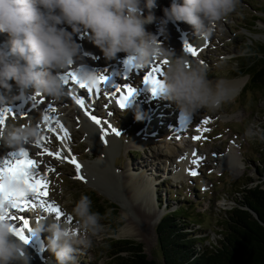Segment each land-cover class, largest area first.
Returning <instances> with one entry per match:
<instances>
[{
  "label": "rangeland",
  "instance_id": "374dc122",
  "mask_svg": "<svg viewBox=\"0 0 264 264\" xmlns=\"http://www.w3.org/2000/svg\"><path fill=\"white\" fill-rule=\"evenodd\" d=\"M162 1L163 3L158 4L156 0L157 7L153 9L155 16L159 10L163 13L165 7H170L171 0ZM180 2L182 3V0ZM149 25L145 26L147 31ZM155 26L151 28H154L153 33L156 34L158 27ZM167 28L172 29L179 37L181 30L191 32L194 37L187 35V38L194 43L196 42L193 39L201 38L194 28L186 23L177 22L176 27L170 22ZM68 30L71 31L70 28ZM2 34L9 41L8 35H0ZM183 34L185 36V33ZM77 42L82 45L85 59H90V55L83 48L84 38L78 37ZM171 44L184 51L185 42ZM206 47L207 50H204ZM196 49L198 54L195 57L185 51L189 55L186 59L190 63L203 62L207 65L211 82L240 78L247 79V82L242 92L218 109H202L191 121L183 125L181 123L182 126L176 121L181 112L175 102L166 99L164 95L153 99L151 92L147 90L149 86L145 85L142 79L144 71H150L154 65H159L165 72L162 61H156L149 67H133L126 75L123 71L124 64L120 63V59L116 60L117 84L132 85L138 92L127 109L119 107L116 102L119 96L110 97L111 85L108 88V85L97 84L100 89L97 97L70 81L68 86L72 92L89 103L87 110L102 122L110 121L115 129L121 132L119 136L114 135L119 145L116 141V145H107V142H102L100 135L87 139L89 128L78 122L79 119L74 115L77 111L72 106V115L70 114L66 121V128L71 137L65 148L57 133L52 130L57 118H50L48 122L44 120V113L51 111H46L49 109L46 104L47 97L42 94L31 96L22 102L0 105V108L9 107L13 110L8 114L4 126L13 122L25 124L34 120L40 124L39 143L26 147L33 152L29 158L38 162L33 170L37 178L42 177L49 184L48 201L61 210L58 222L65 226L68 224L73 229L77 228L72 209L81 195L91 198L93 211L106 214L101 221L104 225L103 231L91 237V247L78 246L74 254L75 264H108L116 257L112 246L116 241L141 244L149 259L162 263L157 226L165 214L178 211L181 207L187 214V219L182 222L183 229H187L188 233H197L200 239L208 240L200 243L212 248L210 243L217 244L222 239L221 225L227 212L233 210L242 200L243 190L262 182L258 169L261 165L260 151L264 143V88H252L250 75H243L241 72H245L244 65L247 63L244 56L264 49V0H239L236 11L221 21L212 35L205 40L204 49H200L198 45ZM121 55L125 56L123 53ZM255 55L257 58L263 56L259 53ZM91 70L99 75L95 67H91ZM104 75L112 78L109 71ZM11 83L13 91L9 95H15L18 90L14 81ZM92 98H95L97 109L92 108ZM21 113L25 116H21ZM155 114H158V120L159 117L163 119V125L159 122L154 124ZM205 120L210 123L204 124ZM174 121L178 125H175ZM197 124L208 131H197ZM149 126L154 133L151 134L152 139L146 142L144 137ZM249 129L254 135L247 134ZM195 136H200L201 139L195 140ZM69 148L79 162L84 164L80 174L86 178L85 181L75 178L78 173L74 165L63 159H56L54 155H47V151L67 155L66 150ZM1 150L3 156L8 157L7 151L2 148ZM229 152L232 154L223 161L218 159ZM100 155L109 163L102 165V170H97L96 173L90 166ZM38 159H41V162ZM234 161H237L238 165H235ZM52 168L55 169L54 172L50 171ZM193 171L197 175H192ZM129 172L133 175L144 173L149 179L154 194L152 204L147 205L144 196L134 197L128 191L127 185L132 176L127 175ZM26 199H31V195ZM33 203H36L37 207L28 205L27 208L32 209L30 211L38 216L37 219L49 220L47 207L39 206L36 201ZM8 212L9 219L17 229L23 227L21 217L27 218L29 226L34 228L31 215L26 216L23 204H18L15 209H8ZM12 216L16 219H11ZM51 216L56 218L54 212ZM156 218L159 220L156 221L157 225L153 226ZM126 226L132 229L136 238L117 237L119 230ZM24 234L30 238V243L25 244V248L31 257V264H56L54 255L47 250L45 236L33 237L26 229ZM196 246L200 247L201 244ZM121 255L124 256L125 253Z\"/></svg>",
  "mask_w": 264,
  "mask_h": 264
},
{
  "label": "clouds",
  "instance_id": "9594fccd",
  "mask_svg": "<svg viewBox=\"0 0 264 264\" xmlns=\"http://www.w3.org/2000/svg\"><path fill=\"white\" fill-rule=\"evenodd\" d=\"M238 4L239 0H171L158 18L153 13L156 0H0V33L8 35L10 45L0 46V105L40 94L60 103L66 96L61 78L65 72H75L81 82L94 85L97 74L77 66L85 63L82 45L77 42L80 37L99 48L107 61L118 60L121 53L137 68L169 61L163 95L175 102L182 117L191 118L202 109L214 111L228 102L229 96L219 84L213 86L207 65L177 57L145 26L156 24L160 35H165L170 22H182L208 39ZM13 81L18 92L9 95ZM247 134L254 135L251 129ZM40 138L39 123L0 126V147L9 152L24 150ZM30 194L22 175H0V264H31L25 244L15 235L17 226L4 211ZM72 215L77 221L75 229L58 222L32 229L33 237L45 230L49 233L47 250L56 264H75L78 246L91 247V237L104 228L101 221L106 214L93 211L87 195L75 202Z\"/></svg>",
  "mask_w": 264,
  "mask_h": 264
},
{
  "label": "trees",
  "instance_id": "16d2710c",
  "mask_svg": "<svg viewBox=\"0 0 264 264\" xmlns=\"http://www.w3.org/2000/svg\"><path fill=\"white\" fill-rule=\"evenodd\" d=\"M256 53L263 56L257 58ZM244 57L247 63L244 65L245 72L241 73L250 75L252 88L262 90L264 49ZM262 146L261 165L258 169L262 182L243 190L242 200L227 212L221 225L222 239L217 244L210 243L212 248L200 243L208 240L200 239L197 233H188L187 229H183L182 222L187 219V214L181 207L178 211L165 214L157 226L162 263L149 259L141 244L116 241L112 245L116 257L108 264H264V143ZM251 212L256 213L259 219ZM198 244L201 246H196Z\"/></svg>",
  "mask_w": 264,
  "mask_h": 264
},
{
  "label": "bare ground",
  "instance_id": "6f19581e",
  "mask_svg": "<svg viewBox=\"0 0 264 264\" xmlns=\"http://www.w3.org/2000/svg\"><path fill=\"white\" fill-rule=\"evenodd\" d=\"M159 3H163V1L162 0H158V4ZM164 3H167V2H164ZM147 12H148L147 9H145L144 14H147ZM156 17H158V18L163 17V13H162L161 10H159L156 13ZM154 25H156V24H150L149 25V27H150L149 30H148L149 32H152V33L154 32L153 31L154 28L153 29L151 28V27H154ZM174 25H176V27H177V23H174ZM155 27H158V26L156 25ZM181 31L183 33H185V36L181 32V35L179 37V36L175 35V33L172 31V29L170 30L169 28H167L165 35H160L159 32L156 33V34L158 35L160 41L163 42V44L166 47H169L170 49H172L175 52L177 57L183 56L184 58H188L189 55L187 53H185V51H182L178 47H176V46L171 44V43H174V42L183 41L185 43L190 44L194 48H197V45H198V47L200 49L201 48L204 49V43H205L206 39H203L200 36L201 37L200 40L199 39H193L196 42V43H194L192 40L187 38L188 36H191V35H192V37H194L193 34H191V32H189V31L188 32H184L183 30H181ZM0 46H9L10 47L9 41L7 40V38H5V36H3V34H2V36L0 35ZM83 48H84L85 52L86 53L88 52V54L90 55V59H85L84 58L85 59V63L83 65L77 64V66H79V67H87L89 71H92L91 67H95L97 69L98 74H102V75H104L106 73V71H109V72L112 73V78L109 79L108 88H109L110 85H113V84L119 85V84H117V77L118 76L116 77V75H115V70L117 69L116 60L107 61L104 58L103 53L101 52V50L99 48H97L95 45H93L92 43H90L86 38H84ZM204 50H207V47ZM121 54H119V56H120L119 59L121 60L120 63L124 64V61L126 60V57L122 56ZM124 68L125 69H123V71H125L126 75H128L129 74V69H127L126 67H124ZM148 72L149 71H144V74L146 75ZM62 75H64V74H62ZM246 82H247V79L240 78V79L232 80V81H213L212 84H213V86H215L216 84H219L220 89L223 90L229 96V99H232L236 95H238L240 92H242V90L244 89V87L246 85ZM69 87L70 86H68V85L66 86L65 85L66 96L60 103H56V102L50 100L49 98L46 99L47 108H49V106H51V107H55L56 110H57L54 113L53 112L44 113V116L47 115L49 117V120H50V118L52 120L54 118H57L56 122L52 125V130H54L57 134L59 133L60 135H62V129L60 128L61 124L63 125V128L67 130V128H66L67 117L70 116V114H71L70 109H71L72 106H74L75 110L77 111V113L74 114V115L79 119V121L82 124V126L89 128V131L87 133V135H88L87 139H89L90 136H93V137H96V138H97V135L101 136L100 127L97 126L89 118L88 115L84 114L85 113V109H81L75 103V100L72 98V96H75L76 98H78V95L74 94L72 92V90H71L72 95L70 96L68 94ZM90 103H92V105H93L92 108L93 109H97L98 105L95 102V98H92ZM87 105H89V103L85 102V108L86 109H87ZM88 111H89V109H88ZM173 113H175V112H173ZM63 115H64V117H63ZM155 115L156 116L154 118H156L158 116V114H155ZM70 119L72 120V116H71ZM191 119H192V117L191 118H185V117H182L181 114H179V116L176 117V121L179 123L180 126H182L184 123H188L189 121H191ZM162 121H163V119H160V117H159V120L156 118L154 120V124H158V122H159L160 125H163ZM196 121H198V120H196ZM32 122H34L33 124L37 123V122H35V120L32 121ZM174 123H175V125H178V124H176L175 121H174ZM181 123H182V125H181ZM197 127L199 129L203 128L202 126H198V124H197ZM157 130H163V129H157ZM169 131H172V130H169ZM145 133H146V135L144 137V141L148 142V141H150L152 139L151 138V134L154 133V131H152L151 127L149 126V130H147ZM70 137H71V135H70ZM115 141H116V138L114 137V134H109L108 137H107V145L108 144L109 145H116V144L119 145L118 141H116V144H115ZM67 143H68V139H66L65 141L62 142V144H63V146L65 148H67ZM1 148L4 149L3 147H0V159H11L10 154L13 153V152H9V151L5 150V151H7V154H8V157H6V155L3 156V152L1 150ZM24 150L27 151L29 153V155L33 154L32 150L27 148V147ZM231 154H232V152H229L227 155L220 156L218 159L220 161H223L224 158H226L227 156H229ZM9 156H10V158H9ZM105 160H107V159L104 156L100 155L99 159L96 160V162H93L90 167L92 168L93 171L98 173L97 170H102V165L106 164V162L109 163V161H105ZM38 161L41 162V159H38ZM234 163H235V165L236 164L238 165L237 161H234ZM81 165L84 166L83 163H81ZM130 174L132 176H130ZM127 175L130 176V181H129L127 187H128V191L131 193V195L134 196V197L138 196V198H142L141 196H144L146 198V201H145L146 204L147 205L148 204H152L153 203L154 194L152 192L151 182L149 181V179H147L146 175L144 173H142L140 175H137V174L133 175V173H131V172H129ZM100 192H103V190H101ZM30 210H32V209L26 208V216H28V215L30 216L31 215L30 219L34 222V224H32L33 227H35L38 224H44L45 227H47L48 225L59 221L57 218L51 216L53 214V212H51L49 210H48V212L50 214L49 217H48L49 220H47V218L37 219L38 216L34 212H32ZM157 220H159V218L155 219V222L153 223V226L157 225V222H156ZM22 224H23V220H22ZM66 226H68V224ZM48 235H49V233L45 230L39 237L42 238L41 236H45L47 238ZM117 237H119V238H136L134 232L132 231V229L129 226L128 227L126 226V227H123L122 229H120ZM40 258H42V257L40 256Z\"/></svg>",
  "mask_w": 264,
  "mask_h": 264
},
{
  "label": "snow or ice",
  "instance_id": "6c2138e0",
  "mask_svg": "<svg viewBox=\"0 0 264 264\" xmlns=\"http://www.w3.org/2000/svg\"><path fill=\"white\" fill-rule=\"evenodd\" d=\"M184 51H187L190 53L193 57L197 56L198 52L197 49L192 47L190 44L185 43L184 45ZM169 61L164 60L162 61L163 65H167ZM124 66L128 69H132L133 67H136L132 61L131 58L126 59L124 61ZM65 85H69L70 81L74 82L76 85L79 86L80 89H87V92L89 94H94L95 96H99L100 89L97 87V84H104L109 85V77L107 75L99 74L97 75V80L94 85H89L87 83L81 82L75 72H69L67 75H62L61 77ZM127 79V77H126ZM143 82L145 85L149 86L147 90H149L152 94L153 99L157 98L158 96L163 95V79H164V69L160 67L159 65H154L152 69L142 77ZM111 92L109 93L110 97L119 96V99L116 101L122 109H127L130 106V103L132 102L133 98L137 96L138 92L137 89L132 85H111ZM68 94L71 96V89H68ZM72 98L75 100V103L81 108L85 109V115H88L89 118L101 129V139L102 142H107V137L109 134H114L116 136L121 135V132L111 124L110 121H104L102 123L100 118H97L95 115L91 114L86 108H85V98H76L75 96H72ZM46 111L56 112L55 107L49 106V109ZM13 112V110L9 107L0 108V126H4L5 122L8 118V114ZM21 116H25V114L21 113ZM44 120L48 121L49 117L47 115L44 116ZM79 122V120H78ZM204 124L210 123V121L205 120L203 121ZM60 128L62 129V135L59 133L57 134L60 138V140L63 142L66 139H70V133L63 128V125H60ZM197 131H208V129H197ZM195 140L201 139L200 136H195ZM67 155H61V153H53L51 151H47V155L49 156H55L56 159H63L65 162L74 165V168L78 175L75 177L78 180L85 181V177L80 174L82 165L79 162V160L76 158L75 154L71 152V149H67ZM11 159H0V175H3L5 173L9 175H22L25 178V183L27 184L29 191L31 193V199H24L19 202V204H23L25 208L28 207V205H31L32 208L37 207L36 203H33V201L38 202L39 206H46L47 209L51 212H54L56 214V218L59 219L61 217V210L60 208L52 205L48 201V197L50 195L48 189L49 184L44 181V179L37 178L35 172L33 171L37 167V162L34 159L29 158V153L25 150H21L19 152H13L10 154ZM197 161H194L196 163ZM50 171L54 172L55 169L52 168ZM192 175H197L195 171L191 173ZM29 197V196H28ZM27 197V198H28ZM18 204L15 202L12 203L13 209L17 208ZM4 211H8L5 209ZM3 218V217H0ZM11 219H16L15 216H12ZM23 220V227L20 229H15V235L18 239L23 241L24 244L30 243V238L28 235H25V229L32 233V228L29 226L30 222L27 218L21 217Z\"/></svg>",
  "mask_w": 264,
  "mask_h": 264
},
{
  "label": "water",
  "instance_id": "95a60500",
  "mask_svg": "<svg viewBox=\"0 0 264 264\" xmlns=\"http://www.w3.org/2000/svg\"><path fill=\"white\" fill-rule=\"evenodd\" d=\"M94 189L100 191L97 187H94ZM251 213L254 215V217H255L257 220L259 219V217H258V215H257L256 213H254V212H251Z\"/></svg>",
  "mask_w": 264,
  "mask_h": 264
}]
</instances>
